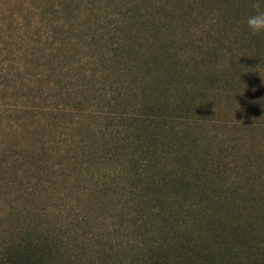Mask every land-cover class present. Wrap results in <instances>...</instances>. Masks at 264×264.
Masks as SVG:
<instances>
[{
    "label": "rangeland",
    "instance_id": "rangeland-1",
    "mask_svg": "<svg viewBox=\"0 0 264 264\" xmlns=\"http://www.w3.org/2000/svg\"><path fill=\"white\" fill-rule=\"evenodd\" d=\"M243 2L200 1L168 22L184 70L169 97L192 102L187 87L195 103L180 136L167 131L164 174L178 179L153 209L107 118L140 100L119 95L105 61L122 21L149 36V0H2L0 259L11 237L37 229L56 238L64 264H150L158 245L165 264H264V105L250 96L264 51L245 40L253 13ZM141 72L149 78L148 62ZM142 101L149 107V92ZM89 139L105 152L81 157Z\"/></svg>",
    "mask_w": 264,
    "mask_h": 264
},
{
    "label": "trees",
    "instance_id": "trees-1",
    "mask_svg": "<svg viewBox=\"0 0 264 264\" xmlns=\"http://www.w3.org/2000/svg\"><path fill=\"white\" fill-rule=\"evenodd\" d=\"M200 1L205 2V0H149V36L144 35L139 28L137 29L138 33L136 35L132 34L136 26L124 25L123 21H120L121 23H119L115 33L121 31V37L119 39L117 36V39L111 43L108 56H105V61L109 65L106 67V73L110 77H116L112 82L113 85H116L119 81V85L116 87L120 90L119 95H134L140 100V104H135L133 109H130L129 105H127V107H124L126 111L123 110L118 113L112 112L107 118L118 123L117 128L112 130L117 132L115 133L117 136H114L118 140L114 143L120 144L115 147L116 153L121 149L119 155L126 156V158L130 157L129 160L124 162L126 166L130 167L135 162L136 166L133 169H136L140 179L139 181L149 182V193L153 195L155 201V205L152 207L153 209L157 206H162L163 208V202L165 200L164 195L162 196L160 193L168 187L172 180L178 179L170 173L164 174L167 168L164 148L168 142H171L167 131L171 129L173 136L179 137L181 128H179L178 123H180L181 117L186 115L185 111L189 110L193 103H195L194 96L187 87L184 88L186 89L185 93L187 96H191L190 99L192 102H188L185 96L180 101L174 95L171 98L169 97L174 89L180 88L179 86L181 85L178 77L184 70L181 67L183 58L175 53L171 54V44L173 42L168 41L172 34L168 22L173 23L177 20L178 11H180L178 8H185V5L191 6L192 4H199ZM243 1L253 2V0ZM224 2L232 4L236 0H224ZM1 3L2 0H0ZM248 7L249 9L239 8V11L242 10L248 13L249 10V13H253L251 5H248ZM152 8H156L157 12L151 11ZM132 10L129 9L127 15L134 16L136 13L131 12ZM230 10L237 12L235 8H231ZM158 14L161 16L157 17ZM14 21L17 22V25H21L20 16L15 15ZM245 40L262 45L264 51V35L254 36L248 30ZM143 41L149 43V57L145 51L141 52ZM174 43H176V40ZM135 55H140V57L136 58ZM56 62L53 61L52 63L54 64ZM147 62L149 63V78L144 77L141 72ZM259 64L260 73H258L260 77L258 78V88L256 91L251 92L250 96L251 99L260 96L259 100H262V104L264 105V54L261 56ZM4 70L3 65L0 68V75L3 74L2 72ZM193 76L196 77L197 75L193 74ZM36 77L34 76L32 78ZM166 77L171 78L167 80L165 79ZM148 82L149 90L146 88ZM148 92L149 107L145 108L142 100H144L145 94H148ZM42 93H44V88L42 89ZM51 108L53 107L42 106L39 110L41 111L40 113H48L49 110H52ZM176 112L182 113V115H174ZM93 128L95 129V127ZM92 129H87L88 134H92ZM90 135L89 137L91 138ZM148 140L149 146L147 144ZM93 147L94 144L90 139L85 141L84 146L80 149L79 155L81 157L88 156L91 158L93 155H99V152H105V148L91 152V148ZM112 149L108 153L111 154L110 156L116 154ZM148 170L149 175L145 179L142 178ZM35 230H22L18 239L11 237L12 241L4 245L0 264H64L61 262L62 258L59 257L58 248H53L52 246L57 245L56 238H52V236L43 230L37 232ZM163 253L159 245L155 246L149 253V263L165 264L166 258ZM256 264H261V262L257 261Z\"/></svg>",
    "mask_w": 264,
    "mask_h": 264
},
{
    "label": "clouds",
    "instance_id": "clouds-1",
    "mask_svg": "<svg viewBox=\"0 0 264 264\" xmlns=\"http://www.w3.org/2000/svg\"><path fill=\"white\" fill-rule=\"evenodd\" d=\"M253 14L246 18V25L252 35H264V0H253Z\"/></svg>",
    "mask_w": 264,
    "mask_h": 264
}]
</instances>
